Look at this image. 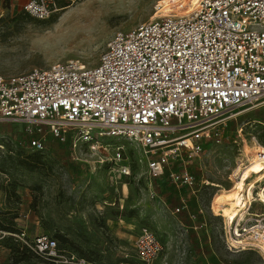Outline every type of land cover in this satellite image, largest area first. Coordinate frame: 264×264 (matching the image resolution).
I'll list each match as a JSON object with an SVG mask.
<instances>
[{"label":"built area","instance_id":"obj_1","mask_svg":"<svg viewBox=\"0 0 264 264\" xmlns=\"http://www.w3.org/2000/svg\"><path fill=\"white\" fill-rule=\"evenodd\" d=\"M75 1L23 0L21 10L43 20ZM182 2L167 11L156 5L148 20L115 32L92 66L69 60L0 76V121L35 131L29 142L35 150L43 149L46 133L74 145L112 138L104 141L110 160L121 161L116 140L130 141L147 157L150 178L167 172L175 188L196 199L207 183L192 165L202 171L205 142L219 141L234 109L264 98V0H198L189 11ZM242 130L236 129L239 136ZM251 140L254 152L237 168L264 163V145L255 135ZM256 181L255 174L245 181L231 217L219 213L218 233L228 249L255 250L264 259V179ZM15 236L36 256L31 264H154L163 250L148 227L134 237L135 257L126 262L87 260L46 235Z\"/></svg>","mask_w":264,"mask_h":264},{"label":"rangeland","instance_id":"obj_2","mask_svg":"<svg viewBox=\"0 0 264 264\" xmlns=\"http://www.w3.org/2000/svg\"><path fill=\"white\" fill-rule=\"evenodd\" d=\"M22 2L0 0L3 77L69 60L92 66L115 32L148 20L156 5L167 11L180 0H77L43 20L24 13ZM225 117L219 141L212 137L202 147V171L192 165V171L207 183L196 199L190 196L193 204L198 199L200 207L192 204L178 212L167 172L150 178L147 157L132 142L116 140L122 145L121 161L110 160L104 141L113 143L112 138L74 145L46 133L43 149L35 150L29 144L37 136L35 131L22 123L0 121V215L16 212L14 224L26 239L50 236L65 251L82 252L96 261L132 260L133 239L148 227L158 235L163 249L166 243L176 244L174 264H264L255 250L226 247L218 233L223 213L214 209L216 197L234 185L239 161L245 154L251 158V136L264 145V98ZM239 127L243 129L240 136ZM124 165L128 174L122 172ZM11 186L18 203L4 192ZM212 198L213 211L209 208ZM10 261L8 250L0 245V264Z\"/></svg>","mask_w":264,"mask_h":264},{"label":"trees","instance_id":"obj_3","mask_svg":"<svg viewBox=\"0 0 264 264\" xmlns=\"http://www.w3.org/2000/svg\"><path fill=\"white\" fill-rule=\"evenodd\" d=\"M6 196L10 198L11 196L14 197L15 203L19 202V197L15 191V186H11V188H5L4 190ZM16 208V207H15ZM15 212V211H14ZM17 217V213H10L7 217L5 215H0V232H3L4 235L0 233V245L5 247L10 256V263L9 264H19V263H29L31 264L36 260V256L32 253L30 249H28L15 235L21 234V230L18 229L14 224V219ZM62 240L65 238L56 235ZM53 238V237H52ZM55 239V238H54ZM57 242V241H56ZM58 245V243H57ZM59 247V245H58ZM60 249H64L59 247ZM65 250V249H64ZM75 253L74 251H70ZM79 257H83L90 261H96L91 259L86 254L80 252L79 254L75 253ZM32 260V262H30ZM102 262V261H99ZM106 262V261H104ZM119 262H126V261H119Z\"/></svg>","mask_w":264,"mask_h":264},{"label":"bare ground","instance_id":"obj_4","mask_svg":"<svg viewBox=\"0 0 264 264\" xmlns=\"http://www.w3.org/2000/svg\"><path fill=\"white\" fill-rule=\"evenodd\" d=\"M182 1L187 5L186 11H189L192 8V6L197 3L198 0H180V2ZM251 173L255 174V178L257 180L256 182L264 179V163L261 162L260 160L254 159V161H252L250 164H247L243 168L236 167L234 174H237V176L235 178L234 185L230 190H226L225 192L219 195L222 196L220 200L217 201L219 196L216 197L217 199L214 209L220 211V213H223V215H227L231 217L236 211L235 207L241 203L242 193L240 192L245 193L246 191L245 181L248 179V175ZM254 186L255 184L251 183L250 189L247 191L248 195H250L251 189ZM262 197L264 198V193H262Z\"/></svg>","mask_w":264,"mask_h":264},{"label":"crops","instance_id":"obj_5","mask_svg":"<svg viewBox=\"0 0 264 264\" xmlns=\"http://www.w3.org/2000/svg\"><path fill=\"white\" fill-rule=\"evenodd\" d=\"M172 187L174 189L175 196H176V198L178 200V203L176 204L174 210L176 208H180V210H186L187 211L188 210V207L193 204V200L192 199L190 200V196L191 195H189V192L186 189H177L173 185H172ZM181 199H184L186 201V206H184L182 208H181ZM213 201L214 200L212 198V200L210 202V205H209V208L212 211H213ZM194 202H195L194 203L195 205L193 204L194 206L200 207L199 202H198V199L197 200L194 199ZM191 208H194V207H191ZM201 225L202 226H205V221H203L201 223ZM195 226H196V224H195ZM207 238L209 240L210 239V236L207 235ZM171 247H172V249H170ZM173 247H174V249H176V244L170 245V244L166 243V245H165V247L163 249L164 251L162 252V254L160 255V257L157 259V264H174L172 258L175 257V254H176L175 251L176 250L172 252ZM179 249L181 251V248L180 247H179Z\"/></svg>","mask_w":264,"mask_h":264}]
</instances>
